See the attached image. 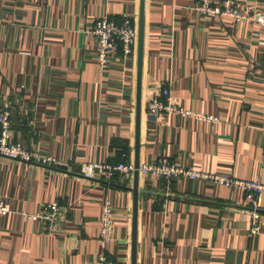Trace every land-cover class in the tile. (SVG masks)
<instances>
[{"label":"crops","instance_id":"0c3cea01","mask_svg":"<svg viewBox=\"0 0 264 264\" xmlns=\"http://www.w3.org/2000/svg\"><path fill=\"white\" fill-rule=\"evenodd\" d=\"M200 0H146L141 164L160 158L196 171L264 184V25L195 11ZM214 5L222 0H212ZM264 16V0H236ZM140 0H0V112L14 140L41 158L0 156V264H97L102 208L114 211L113 264H131L133 176L82 165H117L114 140L134 162L137 49L98 60L96 21L138 24ZM184 110L219 122L147 108L163 88ZM130 162V161H129ZM137 264H264V229L250 236L239 189L140 176ZM57 202L55 232L31 217ZM264 219V198L262 202Z\"/></svg>","mask_w":264,"mask_h":264},{"label":"built area","instance_id":"2783aa9c","mask_svg":"<svg viewBox=\"0 0 264 264\" xmlns=\"http://www.w3.org/2000/svg\"><path fill=\"white\" fill-rule=\"evenodd\" d=\"M198 13L216 17H230L234 22L253 21L264 25V16L257 12L253 6L240 7L236 0H222L220 4L214 5L212 0H200L194 7ZM97 41L98 60L102 68H107L109 58L113 51L122 45L125 57L131 56L137 49L138 30L137 23L129 17H124L117 22L109 17L96 21L93 28L88 32ZM264 72V69H263ZM171 88H163L160 95L155 97L148 105L147 112L150 116L162 114H177L184 118H196L205 122H219L216 116L203 115L192 111L181 109L170 102ZM264 129V112H263ZM0 156L9 160H19L32 162H55L53 158H41L31 152L21 143L14 140L12 132V112L9 106H5L0 112ZM135 171L134 162H122L117 165H102L87 163L82 165V173L85 178L93 180L97 173H105L107 178H111L115 173L124 176H133ZM140 176H151L170 182L173 178L185 180H199L209 182L215 186H222L227 189H239L245 194V199L251 208L250 236L259 235L264 229V219L262 218V202L264 198V184L254 181L235 179L229 176L211 174L207 172L187 169L168 158H160L151 163L141 164ZM10 208L6 206L0 198V215L10 213ZM61 217V207L57 202L45 205L38 213L31 218L35 221H43L50 232H55L57 222ZM114 233V211L110 201H106L102 208L101 230L99 242L101 245L98 254L97 264H113L107 252V246L113 239Z\"/></svg>","mask_w":264,"mask_h":264},{"label":"water","instance_id":"95a60500","mask_svg":"<svg viewBox=\"0 0 264 264\" xmlns=\"http://www.w3.org/2000/svg\"><path fill=\"white\" fill-rule=\"evenodd\" d=\"M145 16L146 0H140L138 13V41H137V83H136V117H135V152L132 208V236H131V264H137L138 260V220H139V197L145 191L139 190L140 181V147H141V126H142V93H143V68L145 48Z\"/></svg>","mask_w":264,"mask_h":264},{"label":"trees","instance_id":"16d2710c","mask_svg":"<svg viewBox=\"0 0 264 264\" xmlns=\"http://www.w3.org/2000/svg\"><path fill=\"white\" fill-rule=\"evenodd\" d=\"M118 47L122 48V45H119ZM117 47V48H118ZM120 145H118V141L114 140L113 142V148H117L119 150V157H118V163H122V162H129L131 161V151H130V147L127 141H120L119 142Z\"/></svg>","mask_w":264,"mask_h":264}]
</instances>
